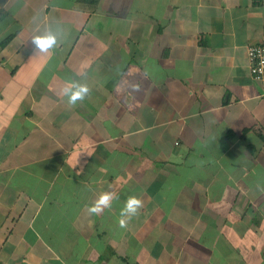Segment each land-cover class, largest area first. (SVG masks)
Instances as JSON below:
<instances>
[{
    "label": "crops",
    "instance_id": "obj_1",
    "mask_svg": "<svg viewBox=\"0 0 264 264\" xmlns=\"http://www.w3.org/2000/svg\"><path fill=\"white\" fill-rule=\"evenodd\" d=\"M89 1L0 0V264H264V0Z\"/></svg>",
    "mask_w": 264,
    "mask_h": 264
},
{
    "label": "clouds",
    "instance_id": "obj_2",
    "mask_svg": "<svg viewBox=\"0 0 264 264\" xmlns=\"http://www.w3.org/2000/svg\"><path fill=\"white\" fill-rule=\"evenodd\" d=\"M59 35L60 34L57 31L48 28L44 32L35 35L31 42L35 50L46 53L60 45L61 40L59 39ZM90 93L91 88L89 85L78 81L66 82L61 89V94L63 97H66V102L69 108L75 107L78 102L84 101L90 96ZM117 198L118 197L114 193L104 192L99 195L91 206L88 207V211L92 215H99L104 209H110L112 201ZM142 207L143 202L140 198L130 196L120 211V227H126L127 220L136 216Z\"/></svg>",
    "mask_w": 264,
    "mask_h": 264
},
{
    "label": "built area",
    "instance_id": "obj_3",
    "mask_svg": "<svg viewBox=\"0 0 264 264\" xmlns=\"http://www.w3.org/2000/svg\"><path fill=\"white\" fill-rule=\"evenodd\" d=\"M248 56L251 73L255 79L261 82L264 89V43L249 45Z\"/></svg>",
    "mask_w": 264,
    "mask_h": 264
},
{
    "label": "trees",
    "instance_id": "obj_4",
    "mask_svg": "<svg viewBox=\"0 0 264 264\" xmlns=\"http://www.w3.org/2000/svg\"><path fill=\"white\" fill-rule=\"evenodd\" d=\"M83 1H88V0H83ZM88 3L89 5H91V7H95L97 6L98 0H92V1H89Z\"/></svg>",
    "mask_w": 264,
    "mask_h": 264
}]
</instances>
